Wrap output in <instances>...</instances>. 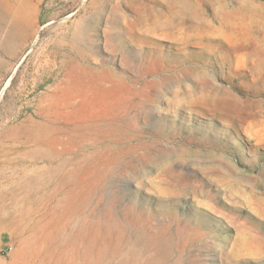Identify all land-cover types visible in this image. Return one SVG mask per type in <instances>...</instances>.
Instances as JSON below:
<instances>
[{
    "label": "rangeland",
    "instance_id": "obj_1",
    "mask_svg": "<svg viewBox=\"0 0 264 264\" xmlns=\"http://www.w3.org/2000/svg\"><path fill=\"white\" fill-rule=\"evenodd\" d=\"M28 1L34 32L14 52L0 11V136L52 86L38 61L78 60L90 39L77 98L90 189L39 255L20 259L14 235L0 264H49L72 243L101 249L96 264H264V0ZM61 39L71 49L55 52Z\"/></svg>",
    "mask_w": 264,
    "mask_h": 264
},
{
    "label": "bare ground",
    "instance_id": "obj_2",
    "mask_svg": "<svg viewBox=\"0 0 264 264\" xmlns=\"http://www.w3.org/2000/svg\"><path fill=\"white\" fill-rule=\"evenodd\" d=\"M0 8V11L7 16L11 14L12 17L6 44L10 52H14L33 35L36 9L30 5L28 0L21 2L2 0ZM38 38H35L30 52L35 50ZM73 40L72 44L75 43V45L72 49L77 45V40L75 42ZM86 40L90 39L86 38ZM86 40L82 42L84 46ZM68 42L61 39L55 52L61 48L71 49ZM83 47L82 51L85 52ZM80 50H74L78 60L83 59L82 53L84 52ZM61 55V53L54 55L56 60L60 59L57 66L50 65L48 59L38 61L39 78H44L51 73L52 86L49 84V87H45L46 91L33 96L35 101L29 117L6 129L0 136V157L6 162V165L0 169V220L19 233L14 235L19 239L20 259L23 261L32 260L33 256L41 253L44 240L37 239L39 242H36V238L43 234L49 226L55 225V228H59L57 223L65 221L66 215L72 216L79 205L81 196L90 189L88 174L82 175L83 168L86 167L85 163L88 161V155L85 154L87 152H83L87 146L88 136L84 133V128L80 123L77 98L83 88L81 77H91L93 69H86L80 61H74V54H72L73 57L70 56L72 58L69 57L70 54L68 56L63 54L64 57ZM204 95L206 97V94ZM230 107L239 108L234 103L230 104ZM88 154L90 155L89 152ZM13 160L18 161L19 164L13 165ZM36 214H39L38 217L46 214V218L49 217V219L38 218L36 220ZM19 221L28 224L23 225L19 230L17 228ZM91 240L95 241L93 236ZM93 244L96 246L95 243ZM94 248L91 245L86 249L83 247L78 249L73 243L67 244L59 252L52 251L50 257L48 256V261L52 264H77L75 255L85 252L86 261L82 263L96 264L95 259L100 257L102 250H99L97 256H93L95 255Z\"/></svg>",
    "mask_w": 264,
    "mask_h": 264
},
{
    "label": "crops",
    "instance_id": "obj_3",
    "mask_svg": "<svg viewBox=\"0 0 264 264\" xmlns=\"http://www.w3.org/2000/svg\"><path fill=\"white\" fill-rule=\"evenodd\" d=\"M14 244H15V237L13 231L10 229L2 230L0 232V250H6L10 246L13 247Z\"/></svg>",
    "mask_w": 264,
    "mask_h": 264
},
{
    "label": "built area",
    "instance_id": "obj_4",
    "mask_svg": "<svg viewBox=\"0 0 264 264\" xmlns=\"http://www.w3.org/2000/svg\"><path fill=\"white\" fill-rule=\"evenodd\" d=\"M12 251V246L8 247L6 250H0V258H7Z\"/></svg>",
    "mask_w": 264,
    "mask_h": 264
}]
</instances>
